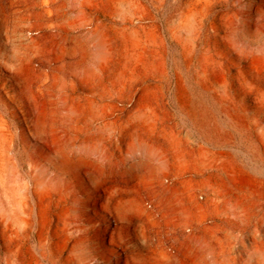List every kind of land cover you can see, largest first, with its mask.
Wrapping results in <instances>:
<instances>
[{
  "label": "rangeland",
  "instance_id": "obj_1",
  "mask_svg": "<svg viewBox=\"0 0 264 264\" xmlns=\"http://www.w3.org/2000/svg\"><path fill=\"white\" fill-rule=\"evenodd\" d=\"M0 264H264V0H0Z\"/></svg>",
  "mask_w": 264,
  "mask_h": 264
},
{
  "label": "bare ground",
  "instance_id": "obj_2",
  "mask_svg": "<svg viewBox=\"0 0 264 264\" xmlns=\"http://www.w3.org/2000/svg\"><path fill=\"white\" fill-rule=\"evenodd\" d=\"M91 35V34H90ZM129 36V35H128ZM133 36V35H132ZM103 38V37H102ZM129 39V38H128ZM134 40V39H133ZM135 40H136V38H135ZM101 41V40H100ZM130 41V40H129ZM33 43V42H32ZM102 46V45H101ZM101 48V47H100ZM103 50V49H102ZM104 51V50H103ZM20 66V65H19ZM17 70H19V69H17ZM97 110V109H96ZM99 113V112H98ZM97 113V114H98ZM96 114V113H95ZM100 114V113H99ZM138 117V116H137ZM148 120H149V118H148ZM41 185V184H40ZM41 186H43V185H41Z\"/></svg>",
  "mask_w": 264,
  "mask_h": 264
}]
</instances>
